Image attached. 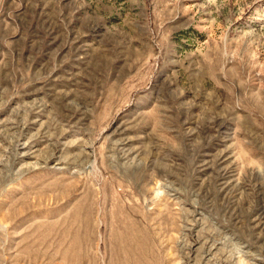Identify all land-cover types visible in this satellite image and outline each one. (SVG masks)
Masks as SVG:
<instances>
[{
  "label": "rangeland",
  "instance_id": "374dc122",
  "mask_svg": "<svg viewBox=\"0 0 264 264\" xmlns=\"http://www.w3.org/2000/svg\"><path fill=\"white\" fill-rule=\"evenodd\" d=\"M0 264H264V0H0Z\"/></svg>",
  "mask_w": 264,
  "mask_h": 264
}]
</instances>
